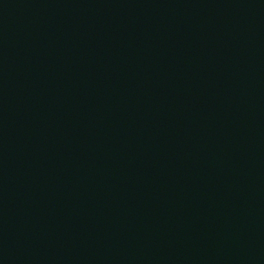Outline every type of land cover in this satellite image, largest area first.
Returning <instances> with one entry per match:
<instances>
[{"label":"water","instance_id":"1","mask_svg":"<svg viewBox=\"0 0 264 264\" xmlns=\"http://www.w3.org/2000/svg\"><path fill=\"white\" fill-rule=\"evenodd\" d=\"M0 264H264V0H0Z\"/></svg>","mask_w":264,"mask_h":264}]
</instances>
